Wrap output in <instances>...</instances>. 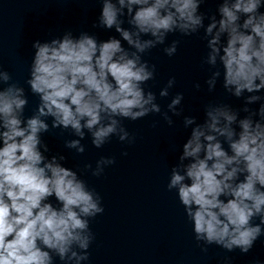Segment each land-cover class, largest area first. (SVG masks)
<instances>
[{
	"label": "clouds",
	"instance_id": "clouds-1",
	"mask_svg": "<svg viewBox=\"0 0 264 264\" xmlns=\"http://www.w3.org/2000/svg\"><path fill=\"white\" fill-rule=\"evenodd\" d=\"M99 3L93 27L114 29L120 39L98 41L88 32L74 36L68 31L49 42L35 41L26 83L40 102L31 116L24 115V87L0 68V264H54V257L64 264L89 260L95 240L90 221L104 212L102 197L64 166V155H45L50 149L42 136L53 129L70 130L78 139L66 140L65 147L77 154L85 151L81 141L86 132L97 149L113 136L134 143L122 121L161 113L156 94L144 87L154 79L156 66L143 54L165 45L169 34L188 37L201 30L208 91L221 76L219 64L223 89L243 97L244 106L209 103L202 123L184 117L191 132L171 168L167 189L175 190L203 251L214 244L248 253L264 236V0H221L219 18L200 11L205 0ZM179 43L173 40L164 53L175 55ZM174 85L175 78L169 79L160 97H167ZM182 100V93L175 95L168 110L181 115L177 106ZM257 103L258 108L249 107ZM241 111L247 114L243 118ZM162 115L171 126L168 113ZM115 162L101 156L94 169L86 164L82 171L100 177ZM52 197L58 206L49 202ZM256 218L259 223H253Z\"/></svg>",
	"mask_w": 264,
	"mask_h": 264
},
{
	"label": "water",
	"instance_id": "water-1",
	"mask_svg": "<svg viewBox=\"0 0 264 264\" xmlns=\"http://www.w3.org/2000/svg\"><path fill=\"white\" fill-rule=\"evenodd\" d=\"M220 2L205 0L200 11L217 14ZM100 11L99 0H0V68L11 74L13 82L24 87L28 98L25 117L31 116L40 102L26 83L35 51L33 43L49 42L68 31L74 36L88 32L98 41L120 39L114 29L93 27ZM260 11L264 12V7ZM123 26L129 27L126 18ZM202 35L203 30L199 35L188 37L169 34L165 45L143 54L142 58L149 65L156 66L154 79L144 87L156 94L161 113L136 121H122L135 137L134 143L121 142L113 136L97 149L86 132L81 141L85 151L77 154L74 149L65 147L66 140L78 139L70 130L53 129L42 136L50 149L45 155H64V166L77 171L102 197L105 210L90 221L95 240L89 249V260L81 264H264V236L248 253L239 249L229 252L214 244L207 245V251H203L175 190L167 189L171 168L178 163L182 145L191 132V126L186 129L183 125L184 117L194 116L202 123L204 108L209 103L228 104L233 109L244 106L243 97L236 98L223 89V69L219 64L221 76L216 88L208 91L206 80L210 71L208 65L202 64L207 53ZM177 39L180 43L176 54L167 56L163 48ZM121 42L126 49L134 51L126 42ZM171 78H175V85L169 89L167 97H160V90ZM197 83L199 89L195 87ZM178 93L183 94V100L177 106L181 115L176 116L167 106ZM249 107L258 108L259 103ZM164 112L173 120L171 126L163 118ZM245 115L240 112V118ZM48 122L51 124V118ZM224 147L227 150L228 145L225 143ZM101 156L114 157L116 162L105 168L100 177L92 176L91 170L82 171L86 164L94 169ZM49 202L58 206L54 197L49 198ZM253 223H259V218ZM54 264L64 262L54 257Z\"/></svg>",
	"mask_w": 264,
	"mask_h": 264
}]
</instances>
